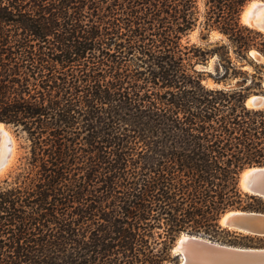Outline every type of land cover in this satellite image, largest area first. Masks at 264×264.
<instances>
[{
  "label": "trees",
  "instance_id": "trees-1",
  "mask_svg": "<svg viewBox=\"0 0 264 264\" xmlns=\"http://www.w3.org/2000/svg\"><path fill=\"white\" fill-rule=\"evenodd\" d=\"M249 1L0 0V122L25 149L0 264H164L180 234L245 235L219 219L264 213L238 185L264 166V64L231 55L264 56Z\"/></svg>",
  "mask_w": 264,
  "mask_h": 264
},
{
  "label": "water",
  "instance_id": "water-1",
  "mask_svg": "<svg viewBox=\"0 0 264 264\" xmlns=\"http://www.w3.org/2000/svg\"><path fill=\"white\" fill-rule=\"evenodd\" d=\"M252 1L254 0H250L243 6L240 15L241 19L244 8ZM259 1L264 2V0ZM259 6L261 5L255 8ZM253 12H255L254 9L249 18L250 21L256 19L258 21L257 24L249 25V22L246 24L250 28L264 33V20L261 21L260 18H256ZM247 102L253 106L262 105L264 96L253 95ZM2 124L10 127L4 123ZM10 138H8L7 142L8 153L3 160H0V171L8 163V159L11 156L12 139ZM238 185L243 192L264 199V166H253L242 170L239 174ZM219 223L230 231L264 237L263 212L228 211L220 217ZM183 234L177 238L171 249L178 260L164 264H264V247H239L221 243L198 234Z\"/></svg>",
  "mask_w": 264,
  "mask_h": 264
},
{
  "label": "rangeland",
  "instance_id": "rangeland-1",
  "mask_svg": "<svg viewBox=\"0 0 264 264\" xmlns=\"http://www.w3.org/2000/svg\"><path fill=\"white\" fill-rule=\"evenodd\" d=\"M240 15H241V12H240ZM240 22L242 24L246 25L247 27H249L246 23H244L242 21L241 16H240ZM221 38H222V35H220L216 31H212L210 33L209 41L202 40L200 38V36L198 35V31L197 30H194L193 32H191V34L188 36V40L190 41V43H196L197 45H202V46L207 44V43H209V42L219 40ZM220 43H222V41ZM254 52H256L255 49H251L249 51V54H248V56L246 57L245 60L237 58L235 56V54L233 52H231L232 60L234 61V63L237 66H240L241 64H243L242 69L243 70H247L250 73H252V72H254L255 65L264 64V56L263 55H258V54L255 55ZM251 54H254L255 58H252ZM215 60H216L215 58H210L206 63L198 64L197 67L199 69H204L206 71H210V72L214 73L213 65H214ZM252 61L254 62V64H253ZM208 84L209 85H213V83H212V81L210 79L208 81ZM262 87L264 89V82H263ZM6 128L8 129V131L11 134L12 146H13L14 152H15V160L12 163V165L10 166V169H8V171L2 177H0V180L5 178V177H7L10 173H13L14 169L16 168V166L19 163V158L22 157L25 154V149L21 147V145L23 144V140L22 139L17 140L15 138L16 136L13 133L12 129L10 127H6ZM177 238L175 239V241L177 240ZM175 241H174V243H175ZM218 242L225 243V244H231V245H235V246H239V247H251V248L264 247V237H258V236L249 237V236H245V235H243V236H233V235H224V234H222V238H220V240ZM171 256L172 257L174 256V253L172 251H171Z\"/></svg>",
  "mask_w": 264,
  "mask_h": 264
},
{
  "label": "bare ground",
  "instance_id": "bare-ground-1",
  "mask_svg": "<svg viewBox=\"0 0 264 264\" xmlns=\"http://www.w3.org/2000/svg\"><path fill=\"white\" fill-rule=\"evenodd\" d=\"M258 5H261V6L255 8ZM253 9L255 11V12H253L254 16L256 18H260L261 21L264 20V2H261L259 0H254V1L250 2L244 8V11L242 13V20L245 23L249 22V25L257 24V22H258V21H256V19L255 20L252 19V21H250L249 17H250V14L252 13ZM10 137H11V134L8 131V129L6 128V126H4L2 123H0V160H3L8 153L9 147L7 145L8 144L7 142H8V138H10ZM10 150H11V156L8 159V163L1 169L0 177H2L8 171V169H10V166L12 165V163L15 160V152H14L13 146L11 147Z\"/></svg>",
  "mask_w": 264,
  "mask_h": 264
}]
</instances>
